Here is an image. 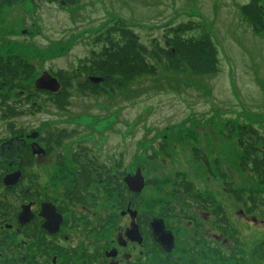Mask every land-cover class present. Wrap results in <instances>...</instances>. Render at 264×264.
I'll return each instance as SVG.
<instances>
[{
    "label": "rangeland",
    "instance_id": "rangeland-1",
    "mask_svg": "<svg viewBox=\"0 0 264 264\" xmlns=\"http://www.w3.org/2000/svg\"><path fill=\"white\" fill-rule=\"evenodd\" d=\"M234 3L78 0L76 6L67 8L51 0H36L2 11L0 57L25 60L34 67L35 82L44 72H67L74 80L80 77L76 70L100 49L94 41L110 20L131 23L149 50L153 49V40L165 46L169 30L186 22L187 15L206 24L219 51L215 76L197 77L187 69L174 71L163 62L157 66L155 77H144L123 89L99 88L92 94L81 91L75 83L65 111L56 108L50 96L40 94L25 109L37 104L41 116L27 111L20 121L26 131L35 129L36 123L46 124L50 130L57 127L75 131L72 151L77 144L95 148L102 153L100 162L110 166L112 175L123 171L133 175L142 168L145 179L155 185L144 190L143 205L136 204L135 208L154 218L165 217L169 210L174 212L175 217L168 218L169 225L176 229L173 252L181 257H185L184 249L194 244L192 228L184 221L177 224L181 210L194 204L175 191L176 180L184 177L212 204L206 216L200 215L195 205L187 209L190 215L197 214L206 221L213 209L222 208L239 231L248 260L252 250L264 242L260 213L242 216V207L224 185L228 181L245 192L264 190L255 178L239 169L238 137H227L229 122L252 124L264 135V42L241 24ZM4 129L0 119V138L5 137ZM194 149L207 157L211 172L194 157ZM49 161L42 167L45 182L50 181L53 172ZM98 210L102 213L107 208ZM204 228L210 237L216 234L209 231L208 224ZM151 264H158V259L152 258Z\"/></svg>",
    "mask_w": 264,
    "mask_h": 264
},
{
    "label": "flooded vegetation",
    "instance_id": "flooded-vegetation-1",
    "mask_svg": "<svg viewBox=\"0 0 264 264\" xmlns=\"http://www.w3.org/2000/svg\"><path fill=\"white\" fill-rule=\"evenodd\" d=\"M234 4L241 24L264 42V0H235ZM187 16V20L199 21ZM117 22L110 20L101 29V34ZM256 28L259 30L256 31ZM90 78L93 77H83L78 83L87 85ZM6 95L9 97L8 104L15 106L19 113L10 118L3 117L5 107L0 96V119L5 125V137L0 138V264H151L154 250L157 253L161 250L162 256L167 253L156 242L151 225L154 219H161L166 229L174 234L176 229L169 225V216L154 218L148 213L149 217L135 208L139 200L134 196L142 198L144 190L152 187L149 184L151 181L143 176L146 186L141 193H135L125 183L130 176L125 173L122 182L131 194L126 206L100 213L98 209L103 208V199L95 200L93 189L90 192L93 202L90 204H96L88 206L82 199L84 194L80 193L81 190L77 191L74 184L88 168L100 177L105 171L111 172L110 166L100 162L102 153L80 144L72 151L70 143L77 134L66 128L54 127L50 130L46 124L36 123L35 129L26 131L25 125L20 124L25 113L30 111V107L25 109L24 94L20 99L16 98L19 94ZM50 102L56 107L54 101ZM33 109L41 116L42 109L37 104H33ZM68 109L69 106L65 110ZM48 161L52 163L53 172L50 181L45 182L42 167ZM116 165L120 167L119 162ZM138 170L143 175L142 168H138L131 176H135ZM118 176L120 173L111 174L114 181ZM53 179L59 181L56 183ZM92 185L95 186L94 183ZM74 193H77L75 200ZM199 204L202 206V209L198 208L199 214L206 216V210H210L212 204L210 207L202 202ZM215 212L213 209L206 221L196 214L194 219L197 222L184 223L192 228L197 237L202 235L207 243L218 242L229 248L232 242L217 227ZM241 215L251 216L244 207ZM134 221L142 244L131 241L127 235ZM262 223L264 225V220ZM205 224L209 225V231L216 234L212 237L206 234Z\"/></svg>",
    "mask_w": 264,
    "mask_h": 264
},
{
    "label": "trees",
    "instance_id": "trees-1",
    "mask_svg": "<svg viewBox=\"0 0 264 264\" xmlns=\"http://www.w3.org/2000/svg\"><path fill=\"white\" fill-rule=\"evenodd\" d=\"M30 1L36 2V0H0V21L5 7L24 5ZM58 1L64 2L67 8H72L78 3V0ZM133 28L131 25L117 22L105 33L97 36L94 43L96 47H100L97 50L99 52L93 51L92 57L81 63L79 69L76 70L80 77L75 80L67 72L60 71L52 74L62 85V90L58 94H47L50 96V100L54 101L56 108L65 111L70 106L71 90L75 83L81 91H88L92 94L97 93L99 88L103 91H106L107 88L111 91L123 89L144 77H155L157 66L162 65L163 62L174 71L181 72L187 69L197 77H212L218 73L219 51L215 46L212 34L202 22L187 20L178 23L165 36L166 45L162 46L159 41L153 40L152 50H149L141 42ZM258 30L259 28H256V31ZM86 76L100 78L102 82L97 85L88 80L87 85L78 84V80ZM34 78V67L26 63L25 60L19 57H0V96L4 100L5 107L3 117L10 118L11 115L19 113L15 106L8 104L7 93L19 94L16 97L18 99L24 94L25 105L31 103L34 97L42 94L36 90ZM29 110V112L35 113L33 107H30ZM27 114L28 112L25 113V115ZM226 130L227 137H238L240 171L242 174L251 175L259 182V187L264 188V135L252 124L241 125L229 122ZM193 155L211 172L210 163L202 151L194 149ZM83 173L84 176L76 183L74 182V187L84 194L82 199L87 202L88 206L92 207L91 205L95 206L96 204V202L90 204L93 202V199L90 198L92 189L93 198L96 200L102 197L103 207L109 211L127 205L131 194L122 182V177L126 172H120V176L115 181L109 170L105 171L103 177L92 173L89 168ZM176 181H178L175 183L177 195L184 194L187 200H191L193 205L200 209L202 206L199 202L207 207L211 206V202L203 199L202 195L195 191L192 183L185 180V177ZM93 183L95 186L92 185ZM149 184L154 186L155 182H149ZM224 185L235 202L244 207L249 215L260 213L264 220V190H247L245 192L228 181ZM76 195L77 193H74V200ZM134 197L139 200L138 205H143L142 198L136 195ZM83 200H81L82 204L86 205ZM193 205L181 210L182 216L178 217L177 224H181L183 221L197 222V219H194V216L190 215V211L187 210ZM259 210L260 212H258ZM215 213L218 220L217 227L226 238L231 240V247L225 248L218 242L209 244L202 235H199L200 239L194 233L192 236L194 244L184 249L185 257L176 255L174 252L161 256L163 253L161 250L159 253L154 250L152 258L158 259V264H264V242L252 250V258L248 260L244 253V243L240 238L239 231L222 208H218ZM145 216L150 217L148 214ZM165 216L175 217V214L169 210ZM178 230H181V227Z\"/></svg>",
    "mask_w": 264,
    "mask_h": 264
},
{
    "label": "water",
    "instance_id": "water-1",
    "mask_svg": "<svg viewBox=\"0 0 264 264\" xmlns=\"http://www.w3.org/2000/svg\"><path fill=\"white\" fill-rule=\"evenodd\" d=\"M91 82L98 84L102 82V79L92 78ZM35 88L38 91H43L56 95L61 91L62 86L57 78L53 77L48 72H44L41 77L35 82ZM125 183L129 187V189L135 193H141L146 186V182L141 170H138L135 176H128L125 179ZM133 216V219L135 220L136 213H134ZM151 227L156 242L167 253H171L175 248V238L174 235L166 229L164 221L161 219H154ZM127 235L131 241L142 244V237L140 235L138 226L135 224V221L132 226V229L128 231Z\"/></svg>",
    "mask_w": 264,
    "mask_h": 264
}]
</instances>
